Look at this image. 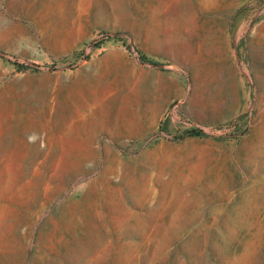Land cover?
Listing matches in <instances>:
<instances>
[{
	"label": "rangeland",
	"instance_id": "1",
	"mask_svg": "<svg viewBox=\"0 0 264 264\" xmlns=\"http://www.w3.org/2000/svg\"><path fill=\"white\" fill-rule=\"evenodd\" d=\"M109 41L169 76L148 149L66 113L64 76ZM0 52L23 64L0 61V264H264V0H0ZM25 72L52 104L8 99Z\"/></svg>",
	"mask_w": 264,
	"mask_h": 264
},
{
	"label": "crops",
	"instance_id": "2",
	"mask_svg": "<svg viewBox=\"0 0 264 264\" xmlns=\"http://www.w3.org/2000/svg\"><path fill=\"white\" fill-rule=\"evenodd\" d=\"M72 46L62 47L61 53L70 52ZM106 46L103 54L93 57L75 73L64 76L66 113L90 114L93 117L88 118L89 121L111 125L106 129L97 125L91 130L92 139L104 134V141L127 143L138 149L153 147L155 132L168 134L175 125L176 112L169 107V76L154 74L153 68L144 63L146 60L138 59L136 54L118 48L110 41ZM28 49V45L20 44L18 50L27 56V51H34ZM10 81V76H3L2 89L8 99L11 93L14 98H21L24 92L33 91L40 98L44 95L52 104V94L58 90L57 81L48 72H25L15 75ZM75 92L83 100L93 102H88V106L80 110L74 102ZM49 107L56 108L53 105Z\"/></svg>",
	"mask_w": 264,
	"mask_h": 264
},
{
	"label": "built area",
	"instance_id": "3",
	"mask_svg": "<svg viewBox=\"0 0 264 264\" xmlns=\"http://www.w3.org/2000/svg\"><path fill=\"white\" fill-rule=\"evenodd\" d=\"M0 61L10 62L16 68L22 66V62L14 58L8 53L0 52Z\"/></svg>",
	"mask_w": 264,
	"mask_h": 264
}]
</instances>
